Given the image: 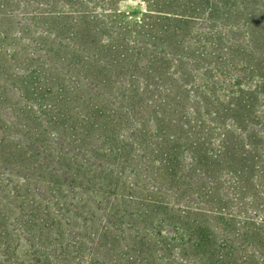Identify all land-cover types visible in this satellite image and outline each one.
I'll list each match as a JSON object with an SVG mask.
<instances>
[{"label": "rangeland", "instance_id": "1", "mask_svg": "<svg viewBox=\"0 0 264 264\" xmlns=\"http://www.w3.org/2000/svg\"><path fill=\"white\" fill-rule=\"evenodd\" d=\"M39 1L0 0V264H264L204 153L259 86L264 0ZM61 7L87 19L30 15Z\"/></svg>", "mask_w": 264, "mask_h": 264}, {"label": "trees", "instance_id": "2", "mask_svg": "<svg viewBox=\"0 0 264 264\" xmlns=\"http://www.w3.org/2000/svg\"><path fill=\"white\" fill-rule=\"evenodd\" d=\"M28 3L35 4L38 7L41 6L39 0H28ZM30 15L34 18L37 16L39 18L51 16L48 18H54V25H56L54 30L57 33L68 24L74 22L75 24L73 25L76 26L80 24L79 20L87 19L86 16H80V14L70 10V8L66 12L65 7H61L60 10L59 8H54L44 13L39 11ZM73 15L79 16V19L73 18ZM45 32L52 34L53 31L46 30ZM204 54L206 53L202 52V55ZM246 64V70L259 75L257 76L259 86L255 88L253 93L247 94L248 100H244V98L240 100L239 107L234 111L235 125L230 127L229 132L222 134L218 152L213 153V151L209 152L206 150L204 153H212L217 158H221L222 164H227L226 174L232 177L235 188L245 192L250 204L261 203L264 215V104L261 109H257V96H262L264 99L260 85L261 82L264 83V68L260 70L259 65L252 63L249 58ZM256 214L257 211L254 212V215ZM248 220H251V232L262 234L258 240L256 235L252 237L256 240L251 246V249L255 252L253 256H259L264 261V218L262 222L256 219L255 216L250 217ZM255 222H258V225ZM246 233L245 231L243 234ZM234 234L237 241L240 238L245 240L246 235H242V232L235 231ZM248 247L247 244L244 246L246 249ZM227 249L233 251L232 247Z\"/></svg>", "mask_w": 264, "mask_h": 264}]
</instances>
